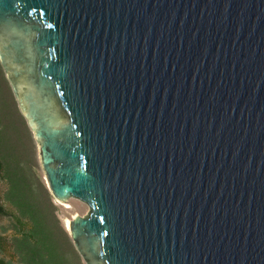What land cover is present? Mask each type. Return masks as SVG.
<instances>
[{
  "label": "water",
  "instance_id": "1",
  "mask_svg": "<svg viewBox=\"0 0 264 264\" xmlns=\"http://www.w3.org/2000/svg\"><path fill=\"white\" fill-rule=\"evenodd\" d=\"M0 63L85 264H264V0H0Z\"/></svg>",
  "mask_w": 264,
  "mask_h": 264
},
{
  "label": "trees",
  "instance_id": "2",
  "mask_svg": "<svg viewBox=\"0 0 264 264\" xmlns=\"http://www.w3.org/2000/svg\"><path fill=\"white\" fill-rule=\"evenodd\" d=\"M0 178L9 184L4 200L15 207V212H9L0 194V216L10 218V224L2 232H13L11 241L17 256V263L0 256V264H85L50 191L42 184L35 186L25 171L12 170L8 174L1 158ZM3 248L4 238L0 233V252Z\"/></svg>",
  "mask_w": 264,
  "mask_h": 264
},
{
  "label": "rangeland",
  "instance_id": "3",
  "mask_svg": "<svg viewBox=\"0 0 264 264\" xmlns=\"http://www.w3.org/2000/svg\"><path fill=\"white\" fill-rule=\"evenodd\" d=\"M0 158L5 160L7 173L12 170H22L27 172L35 186L44 185L48 190L45 172L41 166L38 144L34 138L28 123L20 112L18 102L13 92L12 86L6 76L4 68L0 63ZM9 184L6 179L0 178V194L2 203L9 212H15V207L4 200L3 194L8 189ZM50 191V190H49ZM53 197V196H52ZM54 204L59 209V216L64 225L76 214L86 215L89 206L76 198H72L69 203L63 204L55 200ZM10 224V218L0 216V233L11 246V254L5 251L0 252V256L17 263V256L12 245L13 232L3 233V227ZM83 259V258H82ZM84 261V260H83ZM85 263V262H84Z\"/></svg>",
  "mask_w": 264,
  "mask_h": 264
},
{
  "label": "bare ground",
  "instance_id": "4",
  "mask_svg": "<svg viewBox=\"0 0 264 264\" xmlns=\"http://www.w3.org/2000/svg\"><path fill=\"white\" fill-rule=\"evenodd\" d=\"M69 223H70V221H67V222H66V224H69ZM65 226H66V225H65Z\"/></svg>",
  "mask_w": 264,
  "mask_h": 264
}]
</instances>
